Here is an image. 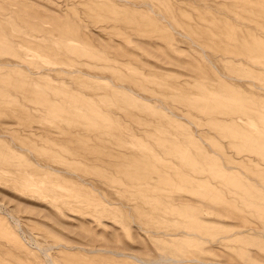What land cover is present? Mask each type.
<instances>
[{"label": "rangeland", "instance_id": "rangeland-1", "mask_svg": "<svg viewBox=\"0 0 264 264\" xmlns=\"http://www.w3.org/2000/svg\"><path fill=\"white\" fill-rule=\"evenodd\" d=\"M159 255L264 264V0H0V264Z\"/></svg>", "mask_w": 264, "mask_h": 264}, {"label": "bare ground", "instance_id": "bare-ground-1", "mask_svg": "<svg viewBox=\"0 0 264 264\" xmlns=\"http://www.w3.org/2000/svg\"><path fill=\"white\" fill-rule=\"evenodd\" d=\"M18 223V222H17ZM83 247V246H82ZM40 248V247H39ZM84 248V247H83ZM43 249V248H42ZM73 249V248H72ZM85 249V248H84ZM100 249V251H101V248H99ZM40 250V249H39ZM107 250V249H106ZM109 250V249H108ZM93 251V250H92ZM46 252V251H45ZM45 254V253H44ZM118 254H124V253H122L121 251L120 252H118ZM165 254H167V253H165ZM46 255V254H45ZM44 255V256H45ZM48 255V254H47ZM50 258V257H49ZM45 259V258H44ZM50 260V259H49ZM44 261H47L46 259L44 260ZM189 261H200L201 263H203L204 264V259H202V258H200V257H196V256H193V257H187V258H175V257H172V256H169V255H159L157 258H155V259H153V260H151V261H147L148 263H153L154 264V262H159V263H168V262H177V264L179 263V264H181V262H182V264H184V262H189ZM52 262V261H51ZM207 262V261H206ZM205 262V263H206ZM47 263V262H46ZM52 264V263H51ZM218 264V263H217ZM229 264V263H228Z\"/></svg>", "mask_w": 264, "mask_h": 264}]
</instances>
